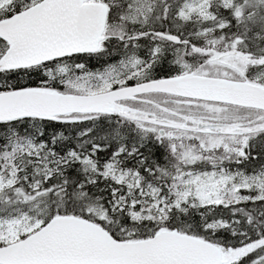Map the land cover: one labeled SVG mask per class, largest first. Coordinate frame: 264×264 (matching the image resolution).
Instances as JSON below:
<instances>
[{
	"label": "snow or ice",
	"instance_id": "6c2138e0",
	"mask_svg": "<svg viewBox=\"0 0 264 264\" xmlns=\"http://www.w3.org/2000/svg\"><path fill=\"white\" fill-rule=\"evenodd\" d=\"M0 264H264V0H0Z\"/></svg>",
	"mask_w": 264,
	"mask_h": 264
}]
</instances>
